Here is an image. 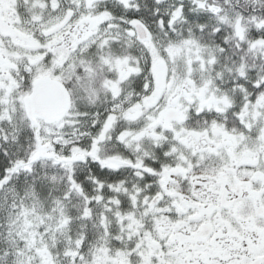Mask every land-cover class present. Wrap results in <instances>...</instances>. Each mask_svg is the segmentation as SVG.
Instances as JSON below:
<instances>
[{
  "label": "snow or ice",
  "instance_id": "obj_1",
  "mask_svg": "<svg viewBox=\"0 0 264 264\" xmlns=\"http://www.w3.org/2000/svg\"><path fill=\"white\" fill-rule=\"evenodd\" d=\"M0 264H264V0H0Z\"/></svg>",
  "mask_w": 264,
  "mask_h": 264
}]
</instances>
